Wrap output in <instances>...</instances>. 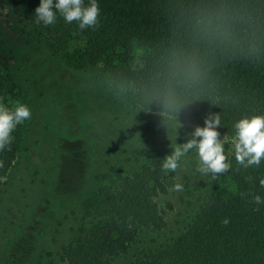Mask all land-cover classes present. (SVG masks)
I'll use <instances>...</instances> for the list:
<instances>
[{"label": "trees", "instance_id": "trees-1", "mask_svg": "<svg viewBox=\"0 0 264 264\" xmlns=\"http://www.w3.org/2000/svg\"><path fill=\"white\" fill-rule=\"evenodd\" d=\"M97 3L99 23L81 30L59 14L52 25L36 24L39 0H0L53 47L76 39L96 45L101 72L126 107L201 127L219 116L218 139L230 166L213 176L201 174L198 163L182 175L175 201L162 206L159 198L179 173L162 168L173 140L138 115L133 123L131 109L122 108L119 133L133 149L123 160H104L83 198L57 220L70 222L67 241L56 251L41 248L35 264H264V204L253 200L264 198V158L239 163L232 143L236 120L264 114V0ZM144 40L151 43L134 65ZM14 96L13 78L0 74V103L11 107ZM23 127L0 151V186L21 151Z\"/></svg>", "mask_w": 264, "mask_h": 264}, {"label": "rangeland", "instance_id": "rangeland-1", "mask_svg": "<svg viewBox=\"0 0 264 264\" xmlns=\"http://www.w3.org/2000/svg\"><path fill=\"white\" fill-rule=\"evenodd\" d=\"M150 43L144 40L136 48L134 65ZM100 54L87 40L53 47L38 39L16 9L0 5V74L13 78L12 105L31 110L17 161L0 186V264H35L41 248L56 251L67 241L70 222L57 220L83 198L105 159L123 160L133 149L135 143L119 133L122 108L131 109L133 123L138 115L167 134L173 140L170 154L192 139L196 125L150 117L138 105L126 107L125 96L101 72ZM198 163L195 148L181 157L174 184L159 198L162 206L175 201L181 191L175 184L183 187L182 175Z\"/></svg>", "mask_w": 264, "mask_h": 264}, {"label": "clouds", "instance_id": "clouds-1", "mask_svg": "<svg viewBox=\"0 0 264 264\" xmlns=\"http://www.w3.org/2000/svg\"><path fill=\"white\" fill-rule=\"evenodd\" d=\"M99 12L97 0H39V4L34 9V22L45 26L52 25L59 14L66 23L76 21L79 29L84 30L99 23ZM30 117L31 110L23 103H16L11 107L0 103V151L10 148L14 139L13 131L18 124H23ZM219 124V116L206 118L204 126L194 128L192 139L164 158L162 168L175 172L181 157L195 148L199 161L198 171L201 174H208L211 171L215 176L216 173L228 169L230 165L226 162L223 143L218 139ZM233 129L232 143L236 160L242 164L258 165L264 158V114L241 117L234 122ZM197 137L199 139H196ZM2 166L0 161V167ZM259 183L264 187V178H261ZM174 187L178 191L182 190L179 183ZM253 200L256 206L264 204V198L259 194L255 195ZM223 223L228 224V219L225 218Z\"/></svg>", "mask_w": 264, "mask_h": 264}]
</instances>
